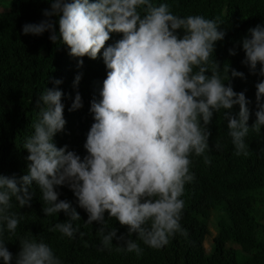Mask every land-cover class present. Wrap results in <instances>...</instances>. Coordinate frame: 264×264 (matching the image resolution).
Segmentation results:
<instances>
[{
	"label": "clouds",
	"instance_id": "9594fccd",
	"mask_svg": "<svg viewBox=\"0 0 264 264\" xmlns=\"http://www.w3.org/2000/svg\"><path fill=\"white\" fill-rule=\"evenodd\" d=\"M48 2L44 19L25 23L23 33L39 36L49 32V39L66 44L73 57L95 59L102 49L108 71L101 99L91 101L94 123L83 158L63 142H54L66 125L62 89L45 87L35 100L39 118L23 145L29 152L28 162H22L20 168L25 174H0V261L12 264L13 253L3 237L5 231L14 233L23 218L10 211L12 198L21 208L30 207L34 185L42 193L46 215L63 211L69 217L51 229L69 238L84 235L79 225L73 224L81 216L71 198L58 199V186L66 185L74 192L79 207L88 213L86 224L96 221L103 225L98 232L105 247L115 238L123 242L118 246L121 250L142 256L151 249L131 238L136 233L151 247L190 242L200 246L205 255H213L221 229L219 219L227 217V205L222 202L212 208L209 219H192L186 211L184 185L197 178V159L210 148L208 125L220 109L226 110L237 154H247L249 130L264 128V79L256 84V120L249 126L251 100L246 90L237 92L231 83L234 78L247 79L245 73L230 66L222 76L219 62L212 59L216 42L226 36L217 20L203 15L177 16L163 1ZM181 29L183 36L178 33ZM113 32L120 34L114 44L105 46ZM240 44L245 52L242 63L252 74L264 77V23L250 28L237 47ZM237 47L229 53L236 55ZM83 63L79 59V66ZM81 78L80 74L75 77L74 86ZM52 80L57 86L63 83L58 78ZM236 105L239 111L234 113ZM82 107L77 92L69 110ZM203 160L211 163L207 157ZM106 211L128 226L127 237L118 236L114 227L107 228ZM218 212L216 227L211 230L213 215ZM198 225L204 231L191 237L189 231ZM20 244L15 264H63L42 239L24 238Z\"/></svg>",
	"mask_w": 264,
	"mask_h": 264
},
{
	"label": "trees",
	"instance_id": "16d2710c",
	"mask_svg": "<svg viewBox=\"0 0 264 264\" xmlns=\"http://www.w3.org/2000/svg\"><path fill=\"white\" fill-rule=\"evenodd\" d=\"M153 1L167 3L170 11L180 17L203 15L215 19L226 31L225 38L216 42L212 59L219 62L222 76L230 66L245 73L247 79L234 78L231 83L237 92L246 90V97L251 100V126L256 120V84L264 77L252 74L242 63L245 52L242 44L237 47V42L248 34L250 28L264 23V0ZM1 7L0 1V174H25L20 168L22 162H28L29 152L23 145L39 118L35 100L45 87H59L64 93L62 103L65 105L66 125L64 131L56 134L54 142L56 145L63 142V146L68 145L69 150H75L83 158L87 155L84 148L87 134L94 123L91 101L101 99L100 90L108 71L103 50L95 59L88 56L78 58L69 54L66 44L52 42L49 32L39 36L25 35L23 25L43 20V10L50 8L48 0H12L7 11ZM178 33L183 36V29ZM119 34L111 33L105 46L114 44ZM234 47H237V54L231 55L229 49ZM79 59H83V66H79ZM78 74L82 78L78 86H74ZM52 78L61 79L63 83L57 86ZM225 83L228 82L225 80ZM77 92L82 97L83 107L70 111ZM225 111L216 112L208 125L210 148L199 155V167L194 174L197 178L186 182L183 191L186 211L192 219H209L212 208L222 202L227 205V217L219 219L221 229L213 255H205L200 246L190 242L164 248L151 247L136 233L131 238L151 249L142 256L135 251L121 250L118 246L123 242L115 238L112 245L105 247L98 232L103 225L96 221L85 223L87 211L79 207L74 192L65 185L57 187L58 199L71 198L81 216L73 224L79 225L84 233L69 238L59 230H51L57 222H64L69 217L63 211L46 215L42 193L34 185L35 195L30 207L21 208L15 197L12 198L10 211L23 216L15 232L5 231L3 237L13 253L12 264L21 250L20 241L33 236L49 244L63 264H264V128L260 132L250 129L245 137L247 154H237ZM232 111L238 112L239 106H234ZM205 157L210 164L204 162ZM105 221L108 229H118V236H128V226L110 217L107 211ZM203 231L204 228L198 225L191 228L189 234L194 237Z\"/></svg>",
	"mask_w": 264,
	"mask_h": 264
},
{
	"label": "rangeland",
	"instance_id": "374dc122",
	"mask_svg": "<svg viewBox=\"0 0 264 264\" xmlns=\"http://www.w3.org/2000/svg\"><path fill=\"white\" fill-rule=\"evenodd\" d=\"M1 1V3H2V7L1 8H3L2 10L3 11H7L8 10V8H9V6H10V3H11V1L12 0H0ZM218 214H219V212L218 213H214V218H213V222H212V224L210 223V229L212 230V227L215 229V227H216V219H217V217H218ZM208 247L210 248L211 247V244L210 243H208ZM209 248H207V252L209 253L210 252V249Z\"/></svg>",
	"mask_w": 264,
	"mask_h": 264
}]
</instances>
